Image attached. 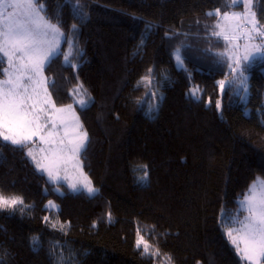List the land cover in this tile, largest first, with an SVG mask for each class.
Here are the masks:
<instances>
[{"label":"trees","instance_id":"1","mask_svg":"<svg viewBox=\"0 0 264 264\" xmlns=\"http://www.w3.org/2000/svg\"><path fill=\"white\" fill-rule=\"evenodd\" d=\"M37 1L66 34L63 50L75 32L83 48L77 67L61 52L44 74L55 104L72 105L88 134L80 159L98 191L52 182L27 155L35 143L0 137V193L23 200L0 208V264H250L226 228L238 199L264 179V58L242 66L250 73L246 114L236 88L242 74L212 35L215 11L240 6ZM254 5L264 25V0ZM224 78L231 82L221 90ZM138 229L148 254L136 247Z\"/></svg>","mask_w":264,"mask_h":264},{"label":"snow or ice","instance_id":"2","mask_svg":"<svg viewBox=\"0 0 264 264\" xmlns=\"http://www.w3.org/2000/svg\"><path fill=\"white\" fill-rule=\"evenodd\" d=\"M24 6L27 9L24 19L0 25V75L5 77L0 80V128L4 129L0 131V137L4 141L21 146L36 143L34 137L45 145H58L55 148H40L41 153L47 151L51 154L41 159H37L32 148H29L27 153L38 170L47 172L51 180H58L61 178L59 167L66 164L68 159H75L74 166L79 168L78 156L87 141V133L77 132L74 137L68 138V125L58 114L71 112L72 106L58 108L55 105L47 89V78L43 76L44 66L58 53L63 33L57 25L50 23L41 15L43 5L37 6L36 0H27ZM230 6H241L244 11L221 14L217 9L215 15L221 19L217 22L212 35L224 42L225 51L219 55L230 61L227 66L233 73L239 71L242 74V61L247 63L255 60L257 56L264 58V25L260 24L255 12L252 11V0H231ZM4 7L18 8L21 5L5 4ZM257 39L259 43L255 42ZM241 40L244 41L242 46ZM64 60L68 62L69 57L65 55ZM5 64L7 67H4ZM145 80L151 83L149 77H145ZM224 83L219 82L221 89ZM198 91L199 89H194L192 94L196 95ZM77 103L84 106L86 101L81 98ZM72 118L75 121V129H79L81 125L78 118L74 114ZM57 120L64 125V137L59 140L53 139L58 135ZM68 153H71V157L67 156ZM146 177L145 172L142 179ZM78 183L86 188L88 193L96 191L87 177L70 183V187L75 191ZM260 184L264 186V181H260ZM255 189L256 184H253L249 189L252 194L240 202L242 210L248 214L243 220L233 221L238 226L227 231L231 243L250 264H259L260 258L264 257V195L256 198ZM17 204H23V200L0 195V208H9ZM48 206L55 207L51 201ZM137 232L136 247L142 248L143 253L148 254L151 245L139 235V229ZM234 232L238 234L239 242ZM151 254L159 255L158 251Z\"/></svg>","mask_w":264,"mask_h":264},{"label":"rangeland","instance_id":"3","mask_svg":"<svg viewBox=\"0 0 264 264\" xmlns=\"http://www.w3.org/2000/svg\"><path fill=\"white\" fill-rule=\"evenodd\" d=\"M26 3H27V0H0V25L6 24V23H14L17 20L24 19L25 14L27 12L26 7L24 6V5H26ZM36 3H37V6L42 5V3L38 2L37 0H36ZM5 4H20L21 7H18V8L7 7L6 8V7H4ZM243 11H244V8L240 6L237 9H233L231 12H243ZM252 11L255 12L256 19H257V14H256V11H255L254 0H252ZM9 14H11V16H9ZM41 15L46 20H48L45 17L43 11L41 12ZM220 19H221V17L219 16V20ZM217 22H216V24H217ZM60 31L63 33V37L60 39V42H59V50H58V53L57 54L63 52L64 53V56L67 55L69 57L68 62H66V61L65 62L68 63V64L73 65L74 67H77L79 65V63H80V57H81V55L83 53V48H82L81 42H80L79 39L76 38L77 32H75V33L72 34V37L70 38V43L68 44L67 48L65 50H63V45H64V42L66 40V34L61 29H60ZM255 42L256 43H259L260 41L257 39V41H255ZM243 43H244V41L241 40L240 41L241 46L243 45ZM241 51H243V48L242 47H241ZM257 57H259V56H257ZM244 63L245 62L242 61V66H243ZM238 72L239 71H237L236 74ZM43 76L46 77L45 74H44V69H43ZM249 78H250V73L243 72L242 75H241V77L236 82L237 83L236 88H237V91H238V93L240 95V98L239 99H240L241 104L245 106L244 107V111H245L246 114H249V112H250V106L248 105L249 98H250V87H249L250 86V83H249ZM3 79H5V77L4 78L0 77V80H3ZM220 81H224L225 82L223 89H221V90H224L225 87L228 86L229 83L231 82V79L230 78H224V79H220L219 82ZM47 89H48V92L51 94V92H50V90L48 88V85H47ZM51 98H52V95H51ZM52 100H53V98H52ZM77 100H79V98H77ZM87 104L88 103L86 101V103H85L84 106H86ZM263 104H264V101H263ZM56 106L58 108H67L69 105H56ZM73 114L79 120V124L81 125V127L79 129H75V121L72 118L73 117ZM58 115L61 116V117H63L64 120H65V123L68 125V138L74 137L77 132H86V131H84L82 122H81V120H80V118H79V116H78V114L75 111V108L73 106H72V111L71 112L62 113V114H58ZM50 127H51V125H49V128ZM0 131H4V129L0 128ZM45 131H47V129ZM56 131H57L58 135L57 136H54L53 139L59 140L60 138L64 137V125L63 124H60L59 120H57V130ZM87 138H88V134H87ZM34 140L36 141V143L33 144L30 148H32L34 150V154L37 156V159H41L43 156L51 155L47 151L44 152V153H41L39 151L40 148L48 149V148L58 147V145H53V144L45 145V144L39 142L38 138H36V137H34ZM86 143H87V141L85 142V146H86ZM83 149H81V151L79 153V156H78L79 163H80L79 168H77V167L74 166L76 164V160L75 159H68V162L66 164H61L60 167H59L58 172H59V176L61 177L60 179H58V180H51L49 178L47 172H44V173L49 178V180H51L54 183H64V184H66L69 187V189L71 191H74V190L70 187V183L83 180L84 177H87V179L91 182V186L96 191L93 192V193H88V191L86 190V188L81 187L80 184L78 183L77 184V190H75L74 192H76V191H85L86 193H88L90 195H93V194L97 193L98 189H97L96 186L93 185L91 179L88 177V175L86 174V172H85V170H84V168L82 166V162H81V159H80V155H81V152H82ZM67 156L68 157H71V153H68ZM44 162L46 163V161H44ZM81 173H82V175H81ZM63 177H67V179H63ZM260 181H264V179L257 178L251 184V186L253 184H256V189H255V193H254V195L256 196V198H259L261 195H264V186H262L260 184ZM251 194L252 193H250L249 190H248L245 194H243L238 199L237 211H236V213H232L230 215L232 223H233V221L243 220L244 217L248 214L246 211H243V213L241 212L242 205H241L240 202L243 201V200H245V198L248 195H251ZM0 195H3L5 197H8V196H6L4 194H1V193H0ZM52 204L55 205V207H53L54 209H58L59 208V206H58L57 203L52 202ZM239 217H240V219H239ZM237 226H238L237 224L233 223L232 226L227 227L226 228V234H227V231H228L229 228H236ZM233 234L237 236L238 242H239L238 234L235 233V232ZM241 247H243V244L242 243H241ZM262 258H260L259 264H262Z\"/></svg>","mask_w":264,"mask_h":264}]
</instances>
